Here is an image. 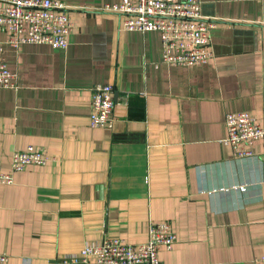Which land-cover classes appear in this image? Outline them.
Returning <instances> with one entry per match:
<instances>
[{
  "label": "crops",
  "instance_id": "obj_1",
  "mask_svg": "<svg viewBox=\"0 0 264 264\" xmlns=\"http://www.w3.org/2000/svg\"><path fill=\"white\" fill-rule=\"evenodd\" d=\"M61 1L66 48L4 46L17 84L0 88L2 169L28 145L47 158L0 185L4 264H62L105 235L142 243L150 221L177 235L160 264H264V142L243 158L222 143L227 112L264 127V0H201L213 56L193 66L160 63L158 32L119 29L99 9L118 0ZM97 83L113 86L112 129L89 126Z\"/></svg>",
  "mask_w": 264,
  "mask_h": 264
},
{
  "label": "built area",
  "instance_id": "obj_2",
  "mask_svg": "<svg viewBox=\"0 0 264 264\" xmlns=\"http://www.w3.org/2000/svg\"><path fill=\"white\" fill-rule=\"evenodd\" d=\"M99 9L121 17L119 29L145 33L156 31L161 45L160 63L175 66L207 64L213 52L210 30L216 21L201 13V0H118L106 2ZM73 23L68 6L61 0H0V31L6 33L0 42V88L16 87V74L4 58L5 44L16 49L25 43L66 48ZM113 86L97 83L91 87L89 126L112 129L115 122ZM226 135L224 145L236 158L250 157L252 145L264 142V127L248 111L227 112L224 115ZM41 148L28 145L10 154L9 170L0 163V185L13 182V174L29 166L46 162ZM264 166V155H263ZM264 200V175L261 180ZM177 240L171 225L152 222L147 225V237L142 243L131 244L118 236H103L87 243L79 253L63 255L62 264H160V249L170 250ZM8 257L0 253V264ZM264 259V257H263Z\"/></svg>",
  "mask_w": 264,
  "mask_h": 264
}]
</instances>
